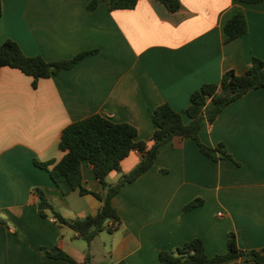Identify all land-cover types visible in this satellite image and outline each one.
I'll return each instance as SVG.
<instances>
[{"label":"crops","instance_id":"1","mask_svg":"<svg viewBox=\"0 0 264 264\" xmlns=\"http://www.w3.org/2000/svg\"><path fill=\"white\" fill-rule=\"evenodd\" d=\"M90 1L1 0L0 43L12 38L27 55L48 61L97 51L40 78L37 87L18 68L1 70L0 264H73L48 254L57 247L77 261L85 259L82 237L34 192L42 188L68 219L96 213L103 203L78 189L64 194L36 163L61 159L67 125L99 113L132 123L137 138L150 141L156 106L168 102L184 111L202 84L219 83L231 69L244 73L253 56L264 59V1L181 0L176 12L160 0L115 10L103 1L90 9ZM235 5L244 8L248 31L225 43L222 22ZM200 137L208 145L223 144L234 160L203 155L191 137L163 144L153 165L112 198L121 224L94 238V264H152L161 250L194 237L204 240L212 256L227 251L229 231L236 232L242 249L264 246V86L226 106L201 128ZM139 160L140 152L133 150L122 160V172ZM122 172L111 171L108 184ZM82 173L85 187L105 195L87 160ZM197 198L203 203L186 210ZM224 264L257 263L232 258Z\"/></svg>","mask_w":264,"mask_h":264},{"label":"trees","instance_id":"2","mask_svg":"<svg viewBox=\"0 0 264 264\" xmlns=\"http://www.w3.org/2000/svg\"><path fill=\"white\" fill-rule=\"evenodd\" d=\"M99 1H103L108 9L133 8L139 0H91L88 8L94 9ZM171 12L181 7V0H160ZM241 3H259L264 0H237ZM2 2L0 0V13ZM222 38L225 43L232 41L248 31V19L244 8L235 5L231 15L222 22ZM97 49L80 51L70 58L48 61L41 54L27 55L18 41L8 38L0 43V75L4 66L22 70L32 76V85L37 87L43 77H50L60 70L70 69L84 57L95 53ZM264 86V59L253 56L244 73L238 74L233 69L226 71L219 83H204L194 90L190 96V105L184 110L175 109L170 103L164 102L152 110V121L155 126L150 141L138 139V129L129 122L114 121L99 113L91 114L67 125L61 133L59 147L64 151L58 161H38L46 168L53 181L64 194L78 189L81 194L92 193L102 200L96 213L84 218H66L54 203L47 197L44 190L35 187L34 192L46 204L49 211L60 223L71 226L78 235L86 240L85 259L77 261L69 253L57 247L55 252L48 251L51 257L66 259L73 264H94L92 241L103 230L115 231L121 224V217L113 205L112 198L121 188L136 180L149 169L156 158L159 148L175 137H191L199 145L203 155L213 159L226 158L234 160L223 144L208 145L202 141L200 130L206 123H213L218 114L229 104L240 98L251 89ZM189 117L186 122L184 116ZM133 150L140 152L139 162L129 171L122 172V160ZM87 160L93 168L94 175L105 189V195L92 191L84 186L82 162ZM122 172L119 180L108 184L106 177L113 171ZM203 203L200 198L189 202L185 209L189 210ZM42 215H48L41 210ZM112 223H109V221ZM249 255V257H245ZM232 258L252 260L264 264V246L254 249H242L238 244L235 231L228 232L227 251L210 256L201 237L187 240L183 245L173 249H163L158 261L152 264H224ZM109 264H126V261Z\"/></svg>","mask_w":264,"mask_h":264},{"label":"rangeland","instance_id":"3","mask_svg":"<svg viewBox=\"0 0 264 264\" xmlns=\"http://www.w3.org/2000/svg\"><path fill=\"white\" fill-rule=\"evenodd\" d=\"M79 241H81V243H83V244H87V242H86V240L85 239H80Z\"/></svg>","mask_w":264,"mask_h":264},{"label":"water","instance_id":"4","mask_svg":"<svg viewBox=\"0 0 264 264\" xmlns=\"http://www.w3.org/2000/svg\"><path fill=\"white\" fill-rule=\"evenodd\" d=\"M245 257H249V255H245Z\"/></svg>","mask_w":264,"mask_h":264},{"label":"built area","instance_id":"5","mask_svg":"<svg viewBox=\"0 0 264 264\" xmlns=\"http://www.w3.org/2000/svg\"><path fill=\"white\" fill-rule=\"evenodd\" d=\"M220 214H222V213L220 212Z\"/></svg>","mask_w":264,"mask_h":264}]
</instances>
